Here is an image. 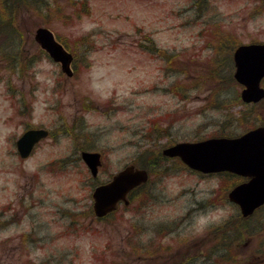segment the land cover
Listing matches in <instances>:
<instances>
[{"label": "rangeland", "instance_id": "374dc122", "mask_svg": "<svg viewBox=\"0 0 264 264\" xmlns=\"http://www.w3.org/2000/svg\"><path fill=\"white\" fill-rule=\"evenodd\" d=\"M194 1L22 0L15 29L11 27L18 34L16 46L0 37V214L16 218L13 226L0 231V264H37L47 254L55 255L57 264H147L148 259L137 261L139 255L131 245L136 240L145 245L151 239V231L143 233L144 227L162 228L181 219L175 232L188 235V243L203 244L207 226L229 217L232 220L228 224L241 231L243 241L233 250L231 261L218 264H264V246L260 247L264 244V209L243 222L237 208L224 199L225 187L234 184L233 179L219 182V178L197 176L186 169L160 179L154 174L157 176H152L148 186L150 193L137 191L131 206L121 208L113 219L99 222L93 217L75 216L72 233L68 234L63 232L67 220L66 224L53 220L49 224V219L42 218L43 212L35 223L40 222L44 232L52 228L46 232L52 236L50 241L27 245L20 238L24 225L34 223L22 218L20 196L35 195L36 172L40 184L37 195L55 201L61 194L72 197L74 211L80 206L76 200L89 198L90 186L81 162H77L81 167H72L70 187L64 172L36 167L53 161L64 143L44 147L18 163L9 149L23 134L24 124L58 127L66 121L69 125L84 121L85 128L79 132L93 135L94 145L109 149L116 164L128 162L154 145L155 139L146 138L148 126L159 133L161 128L170 131L168 137L157 139V145L163 146L220 131L238 135L245 127L241 120H248V125L250 120L264 124V104L252 111L234 100L241 87L228 80L235 47L264 42V0H198L201 7L194 6ZM41 26L66 42L76 57L73 68L77 75L73 79L62 75L36 43V30ZM5 31L0 36H7ZM16 49L22 52L20 59L10 54ZM169 66L176 69L165 75L161 68ZM176 82L179 98L168 91ZM20 100L35 106L32 116H19L16 106ZM225 100V110L212 107L215 101ZM85 104L93 110H83ZM236 119L241 126L234 122ZM84 140L77 142L83 145ZM69 144L74 147V140ZM119 169L105 167L101 178ZM6 239L9 241L4 244ZM164 244H171L174 250L170 254L156 252L151 264H162L157 260L160 257L166 264L164 260L175 256L180 247L167 238ZM4 246L12 251L6 252ZM258 247L261 250L257 251ZM202 253L206 259L201 264H216L208 260L209 251Z\"/></svg>", "mask_w": 264, "mask_h": 264}, {"label": "flooded vegetation", "instance_id": "af4514ba", "mask_svg": "<svg viewBox=\"0 0 264 264\" xmlns=\"http://www.w3.org/2000/svg\"><path fill=\"white\" fill-rule=\"evenodd\" d=\"M162 71L164 72V74L166 75V73L168 74L170 72V70L172 69V71L174 72V70L176 68H171V67H167V68H161ZM172 74V73H171ZM170 74V75H171ZM67 79H72L71 78H67ZM60 85V83L57 84L56 87H58ZM58 90V89H57ZM55 90V91H57ZM168 91L172 92L174 98H179V94L178 91H180V86L176 83L171 84ZM25 100H20L18 101L19 105L16 106V108H18L17 112L19 114V116L21 117H25V116H32V113L34 112L35 106L34 105H28L27 103H25ZM60 104V101H58ZM16 104L15 101H12V104ZM46 104V103H45ZM14 106V105H13ZM15 107V106H14ZM52 107V106H51ZM50 107V108H51ZM84 107V105L82 106V108ZM28 109H31V114L27 115L26 113L28 112ZM178 110V109H176ZM172 115H174L173 113H171ZM65 115V114H64ZM67 116V115H65ZM178 119L174 118L171 123L173 124L174 122H176ZM78 120L69 125L67 123V121L62 125L56 127V125L54 126H45V125H32L31 123H27L24 124V132L30 129H43L46 131L45 137L43 138H39L35 144L33 145L32 151L29 155V157L27 159H24L21 156V151L18 149L17 146V142L18 139L16 140V142L13 144V148L9 149V153L11 151L10 154L14 155L17 160L18 163H22L24 161H27L28 159L32 158L33 156H35L38 151L44 147L47 146H60L61 144H66V146L64 147V149L62 150V152H60L57 156H63V158H56L53 161L50 162H46L44 164H38L36 165V167H45L46 170H50L53 172H64V177L68 180V187L71 186V182H70V176H71V171H72V167H81L80 164H78L77 162H81V164L83 165V167L86 168V174H84L85 176V180L86 182L90 183V186L88 189L89 191V198L88 197H84L80 200H76L77 204H79L80 206L78 207V209L76 211L73 210V206H72V202H73V198L72 197H66V196H62V194L59 196V200L55 201L52 199H45L43 197H41L40 195H37L40 193V184H39V176H38V172H36L35 177L37 178V184H36V189L35 190V195L32 196H20L21 199V204H22V218L26 219L27 221H31L35 223V218L38 216L40 217V214L44 212L42 218H47L49 219V224H50V220H53L54 222H63L66 224L67 222H69V224H67V226H65L63 228V232L64 233H68L71 234L72 233V228H73V219L74 216H80V217H86L89 218L88 216L92 213L94 215L93 212V199L92 197V193L93 190H95V188L108 184L116 175L117 172H111L108 171V177L106 179H102L101 178V173L104 170L105 167H120L119 171L121 169H125L127 167H143L139 162L140 160L143 158L144 155L149 156L150 159V163L148 164L147 167H154L156 170H154L155 174L158 173L157 175H159V179L164 177L166 178L167 176H171L173 174H176V172L185 169V167H188L185 165V163L181 160V158L179 157H170L168 155H165L164 152L165 150L170 147L173 146L175 144H177L178 140L175 141H170L167 144L163 145V146H158L157 145V139L159 140L160 137L163 138L164 135L165 138L168 137V129H162L161 128V132L159 133L158 131L155 130V127L153 126H148L147 128V133H146V138H151V139H155L152 140L154 145H152L150 147V149H145L142 155L139 156H133L132 158H130V160L128 162H125L123 164H119V162L116 164V161L112 158H110L112 156V153L110 152L109 149H103L101 147H96L93 143L94 141V137L93 135H89L88 133H84V132H79L82 130V128L84 127V121H81V123H79ZM224 135H222L221 133H216L213 134L211 137H223ZM90 137L92 138V140L90 139ZM207 137V138H209ZM83 138L85 139L83 142V145L77 142V140L79 139L80 141L83 140ZM150 139V140H151ZM74 140L75 142V146L71 147L69 144V141L72 143ZM160 141V140H159ZM130 145L132 146H136V143H132L130 142ZM80 146V147H79ZM158 146V148L155 150L154 147ZM57 148V147H56ZM56 148L53 150V154L56 153ZM83 151H95L98 152L101 155V165L98 167V171L96 173V175H92V173L90 172L88 166L83 162L81 155ZM73 156H76L75 158ZM122 167V168H121ZM39 171V170H38ZM197 176H205L202 175L200 173L194 172ZM157 175H154V177H156ZM227 175L232 176L229 173H220V174H212L209 175L207 177H216V178H224L227 177ZM235 178L237 180H239L240 182H246L248 181V178H243V177H238L235 176ZM152 181V180H151ZM151 181H149L147 185H150ZM220 182L222 180H219ZM35 188V184L33 186ZM142 186L132 190V192H130L128 194V198L130 200L129 205H126V203L124 202H119L117 205L116 210H113L111 212H109L108 214H106L103 217H96V219H99V221H103V220H110L115 218V215L119 214L121 211V208L123 207H129L132 202L134 201L133 198L135 196V193L138 189H141ZM93 189V190H92ZM64 192H67V190H65ZM91 198V199H90ZM89 199V200H88ZM44 201H47L46 204L49 205V207L47 208L46 205L44 204ZM44 211H41V210ZM192 211V209L190 210ZM189 211V212H190ZM16 218L12 217L9 218L6 213H1L0 214V231L3 229H6L11 225V223L15 220ZM20 220V218H19ZM67 220V222L65 221ZM23 221V220H22ZM31 223V224H25L24 229L22 230V234L20 235V238L22 240V242L27 243V245H33L35 244V242H41V241H45L48 240L50 241V239L52 238L50 233H46L48 230H51V227L46 228V232L42 230H40L41 225L40 222L38 223ZM41 231H43L41 233ZM41 236V238H40ZM226 237L225 233L220 234L218 237L221 239L222 237ZM216 238H217V231H213L209 234L208 239L204 240V243L201 244L200 242H194V243H183L180 244L179 250H180V254H179V259H182L184 261H186L188 264H190L191 262H197L202 260H205V254H203V251H210V252H215L217 249V243H216ZM36 240V241H35ZM9 241V239L4 240V244H6ZM197 241V240H196ZM248 244L246 243L245 246H247ZM5 247V246H4ZM225 248L227 249L228 247L225 246ZM4 250H6V252L12 251L8 248H4ZM210 258H212V255H210ZM42 260L36 262L37 264H57L56 263V259L55 256L52 254H47L45 255L43 258H41ZM12 262V261H10ZM9 264H13L10 263Z\"/></svg>", "mask_w": 264, "mask_h": 264}, {"label": "water", "instance_id": "95a60500", "mask_svg": "<svg viewBox=\"0 0 264 264\" xmlns=\"http://www.w3.org/2000/svg\"><path fill=\"white\" fill-rule=\"evenodd\" d=\"M36 40L54 60L62 62L64 70L69 72L72 60L63 47L56 42L52 32L40 28ZM236 80L245 86L242 98L245 102H259L264 98L261 80L264 77V44L240 46L234 55ZM44 135L43 131H30L18 142L23 157L31 152L34 143ZM167 154L179 155L192 168L209 173L230 171L252 180L238 186L230 194L231 200L237 203L245 216L264 204V128L253 130L238 139H211L200 143L179 144L169 149ZM83 159L96 174L100 165V155L83 153ZM147 181L145 171H134L132 167L115 177L106 186L99 187L94 198L98 215L112 210L119 199H125L129 190Z\"/></svg>", "mask_w": 264, "mask_h": 264}, {"label": "trees", "instance_id": "16d2710c", "mask_svg": "<svg viewBox=\"0 0 264 264\" xmlns=\"http://www.w3.org/2000/svg\"><path fill=\"white\" fill-rule=\"evenodd\" d=\"M28 3L30 0H27ZM34 1V0H33ZM25 4V3H24ZM27 5V4H26ZM25 5V6H26ZM23 8L22 0H0V30L4 29L7 30V33L9 36H13L12 34L16 35L17 33L14 32V30L11 29V27L15 26L14 23H17L16 20L19 18V10ZM17 55L20 53L19 51H16ZM10 54H12L10 52ZM16 57V54H12ZM231 80L232 77H230ZM236 263V262H235Z\"/></svg>", "mask_w": 264, "mask_h": 264}]
</instances>
